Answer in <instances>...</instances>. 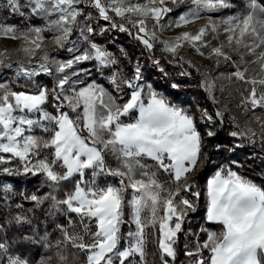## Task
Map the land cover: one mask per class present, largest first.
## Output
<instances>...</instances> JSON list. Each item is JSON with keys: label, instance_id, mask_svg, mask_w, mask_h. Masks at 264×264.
<instances>
[{"label": "snow or ice", "instance_id": "snow-or-ice-1", "mask_svg": "<svg viewBox=\"0 0 264 264\" xmlns=\"http://www.w3.org/2000/svg\"><path fill=\"white\" fill-rule=\"evenodd\" d=\"M117 33L165 76L157 48L208 60L215 111L158 94L139 60L129 73ZM0 37L19 41L0 51V264H264V183L248 176L264 177V0H0Z\"/></svg>", "mask_w": 264, "mask_h": 264}, {"label": "trees", "instance_id": "trees-1", "mask_svg": "<svg viewBox=\"0 0 264 264\" xmlns=\"http://www.w3.org/2000/svg\"><path fill=\"white\" fill-rule=\"evenodd\" d=\"M122 38L125 40L124 42L122 41ZM124 46L125 49L133 56L132 62L128 63L127 60L125 61L126 63L130 65L133 64L134 61L139 60L140 62L143 63V74L145 77H147L155 87L161 88L164 90L165 94L170 97V100L172 101H177L179 97H185L190 98L189 96L197 95L202 102H200L203 106L207 107L210 111H215V107L211 104V102L207 101V98L205 95H203V92L201 89L198 87V83L201 81V76L193 73L191 69H189L186 66H177L170 64L168 62V58H163L160 61V67L164 69V72L168 73L167 76L164 75V73L160 72L157 67L153 65V61L150 58V54L147 51H143V46L137 44L136 41H134L131 37L127 36V34H121V39H120ZM112 46V45H110ZM113 47V46H112ZM143 51V55H140V53ZM156 58H161L159 55L156 53L154 54ZM131 67V66H130ZM189 71L191 74L189 76H180L179 73L182 71ZM173 82H177L181 85L179 89H172L171 84ZM197 86V87H196ZM185 88V89H183ZM190 94V95H189ZM204 96V97H203ZM191 105L189 101H186ZM233 130L230 126L225 125V128L221 131L220 136L224 140H231L230 137H228V132ZM238 142V141H237ZM216 141H212L209 150L210 151H215L214 145ZM252 149L249 148L247 149V152H251ZM229 153L224 152L222 155H213L212 156V167L207 168L206 170H203L198 178H197V184L200 186V188L203 190L205 188V183L207 179L213 174L215 170V166L217 164L221 163H226L225 157H227ZM241 159H245V154L241 153L240 154ZM260 161L256 160L255 164H249L246 165V167L252 169L256 168V165H259ZM261 169H256L255 171H250L248 173V176L250 179L254 181H260L261 183H264V177L261 176ZM260 174V175H256ZM261 176V177H260ZM28 180H32L31 177L25 178ZM39 184L38 180H32V183L26 184L25 187L29 190L34 189L37 187ZM201 204L203 205V197L201 199ZM204 214V208L203 206L199 210L198 218L202 217ZM69 259V264H72L74 260V256L71 252L66 253ZM180 260L183 261V255L181 254Z\"/></svg>", "mask_w": 264, "mask_h": 264}, {"label": "rangeland", "instance_id": "rangeland-1", "mask_svg": "<svg viewBox=\"0 0 264 264\" xmlns=\"http://www.w3.org/2000/svg\"><path fill=\"white\" fill-rule=\"evenodd\" d=\"M204 23V21H197L196 22V24L195 25H189L188 26V28L187 29H174V30H172V31H165L164 33H162V37L163 38H169V37H172V36H175V35H177V34H179V32H181V31H184V30H192V31H195L201 24H203ZM115 35V39H116V44H115V46H114V48H113V50L114 51H117L120 47H124L125 48V46H124V44L122 43V42H120L121 40V34H119V33H117V34H114ZM122 41L124 42L125 40L122 38ZM18 45H19V41H12L11 39H8V38H4V37H0V51H2V50H5V49H9V50H11V49H15L16 47H18ZM110 45H112L111 44V42H109V47H112V46H110ZM157 55H159V57H164V58H168L165 54H163L160 50H159V48H157V50H156V52H155ZM181 55L182 56H185L188 60H190V61H192L193 63H194V65L195 66H193V67H188L189 69H191L192 71H193V73H196V74H198V75H200L201 76V71H204V70H206L207 68H208V66H209V61L208 60H206V59H204V58H202V57H200L198 54H196L195 53V51L193 50V49H191V48H183V49H181ZM16 59V57L15 56H13V60H15ZM169 59V58H168ZM36 61L34 60L33 61V63H35ZM135 62L136 61H134L133 62V64L132 65H130L129 66V64H128V71H129V73L133 70V66H134V64H135ZM140 65H141V67H142V70H143V63L142 62H140ZM187 67V66H186ZM12 71H14V69L12 70ZM201 79H202V77H201ZM201 82V81H200ZM200 82L198 83V87H199V84H200ZM146 83H151L153 86H154V84L147 78V80H146ZM223 84H224V87H225V91H224V93H221L220 91H219V88H220V83H217V87H216V91H215V95H216V97H217V99H219V100H225L226 98H229L230 99V97H228V91L230 90V89H232V88H234V87H236V85H230L227 81H223ZM197 87V86H196ZM154 88H155V90L158 92V94H160V95H162V96H165V97H167L169 100H170V97L169 96H167L166 94H165V92H164V90L163 89H161V88H157V87H155L154 86ZM200 88V87H199ZM183 89H185V88H183ZM201 89V91L203 92V95H205L206 96V98L208 97V94L202 89V88H200ZM190 95V94H189ZM190 98H185V97H179L178 98V100L177 101H172L173 103H175V104H177V105H179V106H181V107H184V108H189V104H185V103H187L186 101H189L190 102V104H193L196 100H199V102H202V100H200V98H198V96L197 95H193V96H189ZM204 97V96H203ZM235 99L238 101L239 100V96L237 95L236 97H235ZM207 101H209V102H211V100L210 99H208L207 98ZM211 104H212V102H211ZM232 115H238V113H237V111H236V109L235 108H233L232 109V113H231ZM241 127H243V124L241 125ZM256 175H260V174H256ZM211 177V176H210ZM209 177V178H210ZM261 177V176H260ZM255 180V179H254ZM253 180V181H254ZM207 182V181H206ZM257 184H260V181H255ZM205 185H206V183H205ZM201 222H203L202 220H201ZM209 227H211L213 230H215V231H219L220 229L219 228H217V227H215V226H209ZM127 229H125V231H126Z\"/></svg>", "mask_w": 264, "mask_h": 264}]
</instances>
